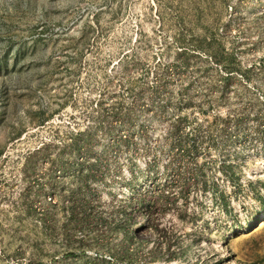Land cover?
I'll list each match as a JSON object with an SVG mask.
<instances>
[{"label": "rangeland", "instance_id": "rangeland-1", "mask_svg": "<svg viewBox=\"0 0 264 264\" xmlns=\"http://www.w3.org/2000/svg\"><path fill=\"white\" fill-rule=\"evenodd\" d=\"M85 260L264 264V0H0V264Z\"/></svg>", "mask_w": 264, "mask_h": 264}, {"label": "trees", "instance_id": "trees-1", "mask_svg": "<svg viewBox=\"0 0 264 264\" xmlns=\"http://www.w3.org/2000/svg\"><path fill=\"white\" fill-rule=\"evenodd\" d=\"M175 132H172L171 134H173ZM172 142L175 144V143H179L180 144V140L176 139V138H173ZM187 151L189 152L190 151V148H186ZM96 166V161H93L92 163H89L87 164V169L91 172L92 169ZM134 188H139V184H135ZM127 195H128V198L129 199H132L133 196H134V191L132 189H129L128 192H127ZM81 208L83 209V213L85 212L84 210L86 209V207L84 205L81 206ZM85 221L87 222V220L85 219V216L84 218H82L81 220H79L78 222H75L73 223V226L79 228V229H83L84 225H85ZM129 232L126 231L123 233V241H124V244H122V249H123V252L122 254L126 255V249H125V243L127 241V239H129ZM96 246H98V243L96 242L95 243ZM73 255V254H72ZM110 262V261H109ZM107 262V263H109ZM117 263L116 261H114V264ZM39 264V263H38ZM83 264H89V261L88 260H85V262Z\"/></svg>", "mask_w": 264, "mask_h": 264}]
</instances>
